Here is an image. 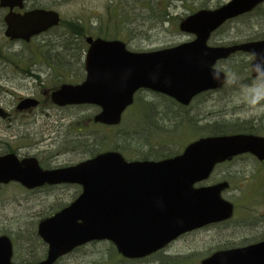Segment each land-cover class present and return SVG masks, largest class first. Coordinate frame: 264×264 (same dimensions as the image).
I'll return each instance as SVG.
<instances>
[{
    "label": "rangeland",
    "instance_id": "374dc122",
    "mask_svg": "<svg viewBox=\"0 0 264 264\" xmlns=\"http://www.w3.org/2000/svg\"><path fill=\"white\" fill-rule=\"evenodd\" d=\"M228 1L185 0L171 2L170 8H165L159 0H153V6L150 5L152 0H31L28 8L58 12L64 27L59 26L28 44L10 42L5 37L2 23L5 13L0 11V107L14 112L21 98L35 97L42 101V105L30 113H17L8 121L0 119V154L8 152L11 146L21 158L36 157L43 168L58 169L92 157L82 147L83 143H88L96 154L114 151L119 145L124 147L122 150L128 160L156 161L154 156H148L151 152L165 149L164 153L174 156L190 142L218 136L211 134L213 129L207 127L208 124L214 126L220 122L222 128L228 126L232 130L231 121H246L256 114L257 118L264 117V78L257 81L252 78L251 60L246 54L235 55L218 64L228 75L224 90L199 97L184 110L150 92L140 93L136 104L125 113L123 124L115 129L94 125L93 117L99 111L96 106L60 108L44 96V92L63 83L80 84L85 79L83 62L88 49L87 34L83 35V45L80 38L67 34V30L75 29L74 25L94 37L125 42L132 51H151L190 41L192 37L179 31L181 18L192 11L214 9ZM262 11L254 13L252 22L239 19L228 23L212 37L210 45L264 39V9ZM257 15L262 22L257 21ZM79 21L80 25L74 23ZM250 36L253 38L248 39ZM66 39L78 41V46L66 52L63 47ZM14 61L17 69H14ZM54 64H59L60 68L56 70ZM262 127L258 134L264 136V125ZM78 139L81 141L72 144V140ZM101 143L105 144L104 149L100 148ZM229 173H235L233 178H237L228 192V198L238 209L232 225L239 224L243 233L253 227V219L257 218V237L264 236V165L243 162L222 165L212 182L221 181ZM78 192V187L70 185L34 191L19 184L0 186V236L12 239L16 263H28L46 256L47 246L39 243L33 232L39 222L69 205ZM232 229L229 228V239ZM214 234L193 235L185 241L209 239ZM184 244L187 243L183 241ZM110 247L107 243H96L72 256H80L82 261L102 262L112 255ZM37 254L40 256L32 258Z\"/></svg>",
    "mask_w": 264,
    "mask_h": 264
},
{
    "label": "water",
    "instance_id": "95a60500",
    "mask_svg": "<svg viewBox=\"0 0 264 264\" xmlns=\"http://www.w3.org/2000/svg\"><path fill=\"white\" fill-rule=\"evenodd\" d=\"M26 0H0L6 16V37L29 42L61 22L55 11L24 8ZM264 0H230L214 10H200L180 24V31L195 36L174 48L133 53L118 40L87 37L86 79L79 85H63L51 94L52 102L96 105L101 112L95 122L108 126L121 123L136 92L147 89L188 106L194 97L221 89L224 73L219 61L237 52L251 54L254 77L264 76V41L227 47L208 45L213 33L226 22L251 13ZM38 101L23 100L20 111L35 108ZM10 116L0 108V117ZM251 152L264 160V138L255 136L207 137L191 143L180 156L161 162H127L117 152L67 168L43 170L36 158L19 160L15 154L0 157V184L17 182L33 190L46 185L76 184L81 196L68 208L40 222L38 235L48 245L45 261L55 264L75 248L92 241H112L125 257L149 254L178 236L223 221L233 215V205L221 198L227 183L194 189L207 180L218 163ZM14 248L0 236V264H14ZM34 264V263H32ZM205 264H264V242L242 250L217 254Z\"/></svg>",
    "mask_w": 264,
    "mask_h": 264
},
{
    "label": "flooded vegetation",
    "instance_id": "af4514ba",
    "mask_svg": "<svg viewBox=\"0 0 264 264\" xmlns=\"http://www.w3.org/2000/svg\"><path fill=\"white\" fill-rule=\"evenodd\" d=\"M26 10H28V9L25 6V10H23V11H19L18 9H15L14 11L18 13V12H24ZM0 11L5 13V15H3L2 23L4 26V30L6 31L7 26L5 23V16L10 12V10L9 9L4 10V9L0 8ZM5 31H4V35H5ZM9 41L14 42V43L20 42L18 40H16V41L9 40ZM238 54H244V53L238 52L235 55H238ZM235 55H232L230 58L234 57ZM246 55H248V54H246ZM248 56L250 57V60H251L250 61V66H251L252 57L250 55H248ZM15 60L17 61L16 56H15ZM16 61H14V63H13L14 69L18 68V67H16L17 66ZM250 66H249V68H250ZM222 72L226 75V84L223 88H221L217 91H212V92H219L221 90H224V88L227 86L228 75L224 71H222ZM85 76H86V73H85ZM251 76L256 81H257V79L264 78V77H254L253 75H251ZM50 92L51 91L44 92V96L50 98L49 97ZM143 92L144 91L139 92L137 94V97L139 96L140 93H143ZM148 92H150V93H152L158 97H161V99L169 100L170 102L177 103V102H174L173 99H171L167 96H164L162 94H158V93L151 92V91H148ZM212 92H208L205 94L207 96L208 94H210ZM37 100H38L39 104H38L36 109H38L42 105V101H40L39 99H37ZM195 100H196V98L193 100V102ZM18 103H19V101L17 102V104ZM192 103L190 104V106H188L186 108L182 107L179 104H175V105H177V107L179 109H187V108L191 107ZM14 110L19 111V112H16V111L11 112L10 111L12 113V116L17 114V113H21V114L30 113V112L34 111L35 109H29V110H23V111H20L17 109H14ZM230 124L233 126V129L232 130L228 129L229 133L226 134V136H232V135H247V136H256V137L262 136L258 133H259V128H263L262 126L264 125V117L257 118V114H256L254 117H251L249 120L234 121V122L231 121ZM10 152H12V151H10ZM14 154H17V156H19L18 152L14 153ZM19 158H21V157L19 156ZM238 162H243L246 165H255V166H257V164L259 166L264 165V160L263 161L259 160L257 155H255L251 152L241 154V155H236V156L229 158L224 163L218 164L215 167L212 175L210 176V178L207 181L194 185V189H200V188L213 187V186H217L219 184L227 183L228 184L227 187L224 190H222V192H221V198L223 200L233 204L234 209H233V216L231 218L223 220V221L211 223V224H208L202 228L186 232V233L178 236L176 239L171 240L165 246H163V247H161V248H159V249H157V250H155L149 254L143 255L141 257H127V256L125 257V256H123L119 252V250H118V248L114 242H111V241L96 242L95 241V242H89L85 245H82V246L75 248L72 252H70L66 256L59 258V260L55 264H133L134 262H148L151 264H205L207 261L211 260L217 254L224 253V252L242 250L245 248L256 246L257 244L264 242V236H258L257 237V218L253 219V223H252L253 227H251L250 229L246 230L243 233H242V227L239 224H236L234 226L232 225L233 221L236 219L238 209L236 207V204L234 202H231L230 199L228 198V196H229L228 192L232 188L233 180L237 179V178H233V176L236 174L235 173L234 174L229 173L225 177H223V179L221 181L212 182V178H213L214 174L216 173V171L219 167H221L222 165L230 166V165H232L234 163H238ZM76 187L79 188V192L77 193L76 197L73 199L72 202H74L82 193V188L79 186H76ZM229 228H233L232 229L233 233L230 235L231 239L228 238L229 237ZM202 233H205V235H206V233H208V234L215 233V234L211 235L209 239H193V240L185 241L190 236L198 235V234H202ZM183 241L187 244L182 245ZM96 243H107V244L111 245L110 248L112 251V255H110V257L103 258L106 261H102V262L95 261V260H84V261H82L81 260L82 257L72 256V254L76 253L77 251H80L84 247L92 245V244H96ZM45 259H46V256H44V258H41L36 262H42Z\"/></svg>",
    "mask_w": 264,
    "mask_h": 264
},
{
    "label": "trees",
    "instance_id": "16d2710c",
    "mask_svg": "<svg viewBox=\"0 0 264 264\" xmlns=\"http://www.w3.org/2000/svg\"><path fill=\"white\" fill-rule=\"evenodd\" d=\"M185 0H159V4L162 6V4L165 6V8H170V6H171V2H184ZM168 2V3H167ZM150 5H152L153 6V0H152V2H150ZM221 6V5H220ZM157 8H160V6L159 5H157L156 6ZM219 7V6H218ZM264 7V5L263 6H261V7H259L258 9H257V12H263L262 11V9H264L263 8ZM194 11H192V13H193ZM255 13V12H254ZM254 13H251V14H249V15H246V16H243V17H241V18H239V19H247V23H249L250 21L252 22V16L254 15ZM253 18H255V17H253ZM178 19V21H179V18H177ZM183 18H181V20H182ZM239 19H236V20H239ZM236 20H234V21H236ZM258 20H260V22H262V19L260 18V16L259 15H257V21ZM181 22V21H180ZM232 22V21H231ZM75 24H78V25H80V21L78 22V23H76V22H74ZM230 23V22H229ZM228 24V23H227ZM226 24V25H227ZM62 25H63V27H64V23L62 22V24L60 25V27H62ZM72 25V24H71ZM225 25V26H226ZM224 26V27H225ZM74 27H75V29L74 30H72V31H69V30H67V34L69 35L70 33H72V37H74L75 36V38H80L81 39V42L83 43V45H84V42H83V40H82V38H83V35L86 33L87 35H89V31L88 32H85V29L84 28H79V29H77V27L78 26H75L74 25ZM80 27V26H79ZM223 27V28H224ZM59 27H57V28H54V29H52L51 31H54V30H56V29H58ZM222 28V29H223ZM221 30V29H220ZM219 30V31H220ZM51 31H49V32H47V33H45L44 35H46V34H48V33H50ZM98 36H101L100 34H98ZM253 38V36H250V38H248V39H252ZM69 42H70V44H69ZM72 43V44H71ZM77 44V46H78V41L77 42H72V41H69L68 39H66V41H65V44H64V48H65V51L66 52H70V50H72L73 49V47L75 46ZM79 57H80V53H79ZM56 70L57 69H59L60 68V65L59 64H54V65H52ZM63 78H64V76H63ZM38 79V78H37ZM56 88H58V87H56ZM56 88H54V89H56ZM182 110H184V109H182ZM91 120V119H90ZM147 120V119H146ZM214 124H216V125H214V126H212V124H208V126L207 127H209V128H211V129H213L212 131H214V132H212L211 131V134H216V135H226V134H228L229 132H228V129H229V127L228 126H226L225 128H222L221 127V123L220 122H217V123H214ZM74 125V124H73ZM72 125V126H73ZM210 126H212V127H210ZM111 129H115V128H111ZM78 141H81L80 139H78V140H72V144H76ZM88 141V140H87ZM86 141V142H87ZM104 143H101V147L100 148H105V144L103 145ZM172 145V144H171ZM9 146V145H8ZM82 147H85L86 149H87V153L89 154V155H91V156H94V155H96V153H94V150H93V148H92V146L91 145H89L88 143H83V146ZM122 149H124V147L123 148H121L119 145L117 146V148H116V150H119V151H121ZM15 149H13L11 146H9V151H14ZM125 150V149H124ZM164 150L165 149H161V150H157L156 152H151L150 153V155H148L149 157H152L153 158V156H154V158L155 159H164V158H168V157H171L172 156V154L171 155H167L166 153H164ZM122 152H123V150H122ZM124 153V152H123ZM145 158V157H144ZM148 158V157H147ZM33 236H34V238L40 243L41 242V240L39 239V237H38V234H37V228L34 230V232H33ZM37 256H40V255H35V256H33L32 258H36ZM43 258H44V256H43ZM36 261H38V259L37 260H33V261H30V262H36Z\"/></svg>",
    "mask_w": 264,
    "mask_h": 264
}]
</instances>
